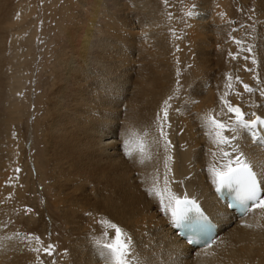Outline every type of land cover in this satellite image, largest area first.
Segmentation results:
<instances>
[{"label":"bare ground","instance_id":"1","mask_svg":"<svg viewBox=\"0 0 264 264\" xmlns=\"http://www.w3.org/2000/svg\"><path fill=\"white\" fill-rule=\"evenodd\" d=\"M19 1L0 0V264H105L94 243L106 230L102 220L124 229L132 251L151 264H264V210L230 221L211 171L242 152L264 180V149L248 139L264 124L218 145L203 120L234 123L223 101L245 119H264V0H252V25L228 22L235 17L228 0H200L199 17L184 26L187 59L183 42L171 50L159 20L144 25L139 11L133 20L123 0H69L62 8L52 1L61 43L49 50L33 3ZM139 2L148 3L133 7ZM129 130L147 133L143 163L138 152L125 155ZM166 187L165 195L197 198L223 222L214 245L192 251L174 234L154 194ZM31 195L50 211V230L41 232L59 229L52 255L36 230L40 213L26 214ZM25 214L27 225L15 222Z\"/></svg>","mask_w":264,"mask_h":264},{"label":"snow or ice","instance_id":"2","mask_svg":"<svg viewBox=\"0 0 264 264\" xmlns=\"http://www.w3.org/2000/svg\"><path fill=\"white\" fill-rule=\"evenodd\" d=\"M193 14L192 12L188 13V15ZM237 43L240 42L237 41ZM253 63H255V60H253ZM228 78L230 80L231 76ZM243 87L245 91H252L247 84ZM223 103L227 107V111L233 115L234 123L226 124L223 120L217 119L212 114H208L203 118L205 126L209 128L210 135L214 137V141L218 145L231 143V140L236 138V134L240 130L255 127L257 124H264V119H261L260 116H256L255 120L245 119V113L239 106H234L227 101H223ZM168 108L169 103L166 100L163 108V121H167L168 119ZM252 115L255 116V113ZM158 127L160 135L165 140V148L167 149L170 146V141H168L167 135L163 131V125L161 124ZM226 132H230L233 135L229 137L225 135ZM146 135L147 133L141 134L135 130H129L123 141L125 155L131 158L134 152H138L141 156L140 162L143 163L146 152L144 141ZM224 156L228 157L229 154L225 152ZM211 171L217 189H234L238 205L242 206L246 212L255 209L264 210V195H261L262 182L257 178L253 163L242 152L234 159L229 158L221 168L213 166ZM165 183L167 185V181ZM153 191L149 190V194H153ZM165 192H167V187L165 190L155 191L154 194L159 199L161 210L170 214L174 224L177 226L199 227L202 232L210 229V226L203 223L206 221V217L201 212L194 198H190L186 193L183 196H177L175 194L165 195ZM100 223L106 230L102 238H97L94 243L99 249L100 256L104 258L105 264H151V261H142L132 251L131 238L127 236L124 229L110 220H102ZM108 230L114 231V235L109 237ZM34 239L37 243H40V237H34ZM52 247V245H48L44 248V252L52 255ZM33 251H40V249L36 248Z\"/></svg>","mask_w":264,"mask_h":264},{"label":"rangeland","instance_id":"3","mask_svg":"<svg viewBox=\"0 0 264 264\" xmlns=\"http://www.w3.org/2000/svg\"><path fill=\"white\" fill-rule=\"evenodd\" d=\"M52 1L54 3L55 0H49V2L45 5L44 4V0H40V1L39 0H30L31 4L33 3L32 5L35 7V9L37 11V12L34 13L35 16L34 15L33 16L36 18V20L38 22L37 33H38V36H40L38 38L39 42L43 44V42L45 41L44 42L45 45L43 44V47H46V48L49 47V50H52L54 47L57 48V44L61 43V41H59L60 37H61V35L58 33L59 28L56 26V22H54L55 18L57 19V18H59V16H56L57 13H56V11L54 9L55 6H51V2ZM63 1H64V4H68L69 0H62L61 3H57L56 7L62 8L61 4H62ZM65 1L67 3H65ZM123 1L127 5H129L128 8H125L126 12H128L126 14L127 15L130 14V16H131V18L133 20H135L134 19V17H135L134 14L137 11L140 12V16L138 15L137 17H141V18H139L141 21H143L144 18H145V21H143L144 25H145V23L147 24V22H149L147 18L151 17L153 19L159 20L158 23L160 24L161 29L160 28H156V29L158 31H162L163 32V36L166 38L165 39V43L167 44V46L171 50H174L175 48L176 49L179 48L180 42L181 43L183 42V46H182V48L180 50L184 52L183 54H184L186 59L189 57V53H190L189 52V47H188L189 46V41H188L187 36L184 35V33H183L185 31L184 26H186V23H187V21L189 19L188 17H190V15H188L189 12L194 13L191 16H195L196 18L199 17L200 12H199V9H198V3H199L200 0H198V1L197 0H166V2H165V0H146V2H148V3L142 4V3L139 2V4H137V6H140L142 4V6H140V7H133V4L135 3V0H123ZM217 1H221V0H217ZM228 1H229L230 4H232L231 5V7H233V9H232L233 12L232 13H235V17H232L228 22L229 23H233L234 22L233 24L241 23L242 25L245 22H249L248 25H250L251 24V12H252V8H251L252 5L251 4H252L253 1L252 0H248V5L246 7L247 9L239 6L241 0H228ZM16 2L18 3L20 1L16 0ZM131 8L133 9V12H130ZM141 8L144 11L143 10H139ZM249 8H251L250 11H249ZM73 9H74V7H72V10ZM41 11H42V13H41ZM132 13H134V14H132ZM150 13H152V14H150ZM223 13H224L223 14L224 15L223 18L228 17L229 14H227L226 12H223ZM148 14H149V16H148ZM144 15H146V16H144ZM130 16H128V17H130ZM178 19H180V20H178ZM232 20H233V22H232ZM181 27L183 29H181ZM152 31H153V29H152ZM175 37H177V38H175ZM247 38H248V36H247ZM163 43L164 42H162V44ZM182 63L183 62L180 61L179 64L183 65ZM179 64H177L175 67L180 66ZM224 82H228L227 79ZM225 84H227V83H225ZM36 143H37L36 145L39 146V147L36 148V150L38 152L39 157H41L40 156V151H39L40 143H38V141H36ZM37 157H38L37 154L33 155V159L34 160ZM33 175H34V177L36 176L35 173H33ZM38 178H39V175L37 173V176L35 178L36 182L38 181L37 180ZM37 184H39V183L37 182L36 185ZM31 196H32V201H29V203L27 204L28 206H26V214H28L29 212H33V213L39 212L40 213V217H39V223L40 224H39V227L36 228V230H37L38 235L39 236L41 235V237L44 238L45 243L46 244L48 243L50 245L52 240L56 239L57 237L60 238L59 229L57 230L58 233L54 232V231H53V233H50L51 236L48 233L46 235V233L43 234L41 232V231L44 230V228H46L47 230H50L49 227L52 224L48 222V218H47V213L50 212V211H46L45 209L43 210V208H40V210H41L40 211L38 209L39 203H37V201H36V197L37 196H35V199H34L33 195H31ZM33 202L35 204H33ZM17 209H18V207H17ZM14 211L16 212V209ZM26 214L23 216V219L18 220V221L15 220V222H18V224H20L21 226L22 225H27L29 220L27 219L28 216ZM23 220H24V222H23ZM54 233L57 234L56 237H55Z\"/></svg>","mask_w":264,"mask_h":264}]
</instances>
